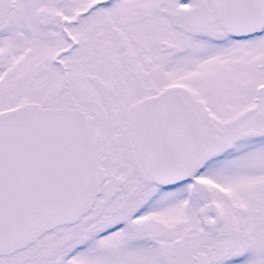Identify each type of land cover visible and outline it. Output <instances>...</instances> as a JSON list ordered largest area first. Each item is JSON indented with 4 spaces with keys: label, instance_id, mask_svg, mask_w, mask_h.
I'll return each instance as SVG.
<instances>
[{
    "label": "snow or ice",
    "instance_id": "obj_1",
    "mask_svg": "<svg viewBox=\"0 0 264 264\" xmlns=\"http://www.w3.org/2000/svg\"><path fill=\"white\" fill-rule=\"evenodd\" d=\"M0 264H264V0H0Z\"/></svg>",
    "mask_w": 264,
    "mask_h": 264
}]
</instances>
